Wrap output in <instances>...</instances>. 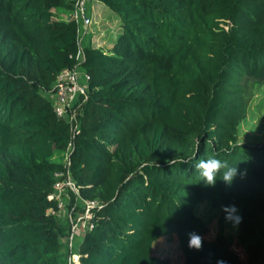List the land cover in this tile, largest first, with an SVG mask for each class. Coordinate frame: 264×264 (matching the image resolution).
<instances>
[{"label": "trees", "instance_id": "1", "mask_svg": "<svg viewBox=\"0 0 264 264\" xmlns=\"http://www.w3.org/2000/svg\"><path fill=\"white\" fill-rule=\"evenodd\" d=\"M95 1L120 25L109 48H81L87 99L66 166L71 130L52 94L77 62L75 0H0V264H169L152 254L168 237L182 264H264V144L239 142L264 83V0ZM209 157L243 175L205 186L194 164ZM59 172L100 205L71 246L68 214L83 204L68 191L64 212L48 213Z\"/></svg>", "mask_w": 264, "mask_h": 264}, {"label": "built area", "instance_id": "2", "mask_svg": "<svg viewBox=\"0 0 264 264\" xmlns=\"http://www.w3.org/2000/svg\"><path fill=\"white\" fill-rule=\"evenodd\" d=\"M85 3L86 0H75L72 13L69 16V19L75 21L78 25V30L81 25L89 24L88 17L85 13ZM82 59L83 54L80 47L76 55V64L72 68L61 70L56 75L52 94L53 110L56 117L60 120L67 121L71 130V139L65 152L66 166L68 165L69 152L72 148L74 138L79 133L78 110L87 99L86 91L89 75L81 68L80 63ZM55 176L57 180L54 183L53 191L47 198L48 200L56 202V208L49 209L48 213L60 214L64 212L65 199L69 197L68 191H73L83 204L82 212L77 217H73L71 213L68 214L71 224V233L69 236V245L71 246L76 235L83 236L87 230L92 229V212L99 208L100 205L97 201L82 199L76 184L72 181L68 173L64 174L59 172ZM72 257H76V255H72ZM71 261L73 262V260ZM72 262L71 264L77 263V260L74 263Z\"/></svg>", "mask_w": 264, "mask_h": 264}, {"label": "rangeland", "instance_id": "3", "mask_svg": "<svg viewBox=\"0 0 264 264\" xmlns=\"http://www.w3.org/2000/svg\"><path fill=\"white\" fill-rule=\"evenodd\" d=\"M85 13L90 19V23L81 26L79 35L80 47L82 48L86 43L96 47L106 48L110 46V42L115 39L118 32L120 25L118 18L109 13L107 8L95 0H86ZM62 16L64 17L63 14ZM252 93L246 118L239 127V142L249 146H261L264 144V83L252 87ZM68 201L69 199L65 201L64 205ZM72 208H75V205ZM202 208L203 205L199 207V211ZM208 227L209 234L207 237L212 238L217 232L216 220H212ZM234 231V224H231L228 228V233H233ZM78 239L76 235L74 242L76 243ZM75 249L76 247L70 252H75ZM236 252L243 259V251L236 249ZM152 254L160 258H166L169 264H182L181 253L178 249L177 240L174 237L161 239L155 243L152 248ZM71 258L73 260L72 263L77 260V263L74 264H79L77 256H71Z\"/></svg>", "mask_w": 264, "mask_h": 264}, {"label": "clouds", "instance_id": "4", "mask_svg": "<svg viewBox=\"0 0 264 264\" xmlns=\"http://www.w3.org/2000/svg\"><path fill=\"white\" fill-rule=\"evenodd\" d=\"M194 167L207 187H215L218 179L231 187L237 176L243 175L237 167L230 166L227 161L215 157H209L207 159L201 158L194 164ZM221 210L225 213V219L227 221L233 222L234 224L241 222L242 218L237 215L238 210L235 205L222 206ZM188 246L191 249L201 250L203 237L196 232L188 233ZM219 264H223V261L219 262Z\"/></svg>", "mask_w": 264, "mask_h": 264}, {"label": "crops", "instance_id": "5", "mask_svg": "<svg viewBox=\"0 0 264 264\" xmlns=\"http://www.w3.org/2000/svg\"><path fill=\"white\" fill-rule=\"evenodd\" d=\"M88 21H89V23H90V19L88 18ZM100 47V46H99ZM101 48H104V47H101ZM106 48H109V46H107ZM105 49V48H104Z\"/></svg>", "mask_w": 264, "mask_h": 264}]
</instances>
